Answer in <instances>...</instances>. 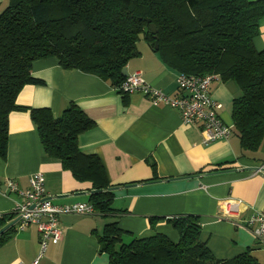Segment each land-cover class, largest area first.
Returning <instances> with one entry per match:
<instances>
[{"label": "crops", "instance_id": "obj_1", "mask_svg": "<svg viewBox=\"0 0 264 264\" xmlns=\"http://www.w3.org/2000/svg\"><path fill=\"white\" fill-rule=\"evenodd\" d=\"M8 1L0 0V11ZM253 43L264 51V18ZM138 51L126 67L128 75L140 72L168 96L182 95L180 73L145 39L138 42ZM32 74L45 84L27 85L10 115L8 154L0 156V218L10 216L8 224L18 219L14 208L19 195L9 190L8 182L27 190L36 173L44 174L47 193L57 205L91 203L95 191L90 182L76 180L60 160L46 155L32 109L50 108L59 118L77 104L95 123L79 136L80 150L98 156L111 188H118L112 191L113 211L108 214L61 216L63 237L49 244L39 264H110L100 239L112 223L123 231L126 244L154 234L179 243L181 235L170 220L180 217L199 219L201 240L216 259L232 260L249 252L264 264V246L253 232L256 225L248 223L254 213L264 211V142L256 152L242 148L233 120L234 101L242 95L237 82L219 78L213 83L212 96L222 104L221 118L233 134L229 140L205 144L200 122L185 124L179 110L155 105L138 92L122 94L96 75L63 68L57 57L36 60ZM230 205L237 211L233 215L227 214ZM9 229L12 236L0 246V264H32L41 248L37 227L22 230L17 221Z\"/></svg>", "mask_w": 264, "mask_h": 264}, {"label": "trees", "instance_id": "obj_2", "mask_svg": "<svg viewBox=\"0 0 264 264\" xmlns=\"http://www.w3.org/2000/svg\"><path fill=\"white\" fill-rule=\"evenodd\" d=\"M264 0H9L0 11V156L6 158L9 120L27 85L45 82L32 74L36 60L57 57L65 69H78L118 88L123 69L140 53L141 37L179 73L216 74L235 81L242 95L235 99L233 120L242 148L258 151L264 142V51L254 46ZM150 24L158 30L150 31ZM44 152L80 182H90L97 212L113 211L115 198L104 166L86 155L79 136L95 123L75 103L59 118L50 108L32 109ZM9 217V218H8ZM10 216L0 218V230ZM170 222L181 235L174 243L164 234L124 243L117 223L106 226L101 248L110 264H260L245 253L221 261L202 242L198 218ZM0 235V246L12 236Z\"/></svg>", "mask_w": 264, "mask_h": 264}, {"label": "built area", "instance_id": "obj_3", "mask_svg": "<svg viewBox=\"0 0 264 264\" xmlns=\"http://www.w3.org/2000/svg\"><path fill=\"white\" fill-rule=\"evenodd\" d=\"M219 78L216 74L198 76L180 73L177 83L182 95L170 97L163 90L147 83L140 72H134L126 77L117 90L125 95L138 92L149 97L155 105L164 103L179 110L185 124L200 122L204 129V143L209 144L217 140H229L233 134V127L225 124L221 118L222 104L213 98L211 92L213 83ZM45 184L43 173L31 177L27 190H20L13 181L8 182L9 190L19 195L14 208L19 228L23 230L36 226L40 234V252L32 264L40 263L50 243L58 244L62 239L61 216L93 215L96 212L91 203L54 204ZM236 212L233 205L228 207V215ZM248 223L256 225L253 232L264 246V211L254 213Z\"/></svg>", "mask_w": 264, "mask_h": 264}, {"label": "water", "instance_id": "obj_4", "mask_svg": "<svg viewBox=\"0 0 264 264\" xmlns=\"http://www.w3.org/2000/svg\"><path fill=\"white\" fill-rule=\"evenodd\" d=\"M150 31H151V33L153 35H156L157 32H158V30H157V28H156V26L154 24H150ZM158 49H159V46H158V44H156L155 50H158ZM122 74H123L124 77H127L128 76V71H127L126 68L123 69ZM116 189H118V188L113 187V188H110V191H115ZM94 192H97V191H93V193ZM17 221H18V219L15 220L14 222L8 224L7 226H5L2 230H0V234H2L4 231H6L7 229H9L11 226L15 225L17 223Z\"/></svg>", "mask_w": 264, "mask_h": 264}, {"label": "rangeland", "instance_id": "obj_5", "mask_svg": "<svg viewBox=\"0 0 264 264\" xmlns=\"http://www.w3.org/2000/svg\"><path fill=\"white\" fill-rule=\"evenodd\" d=\"M143 39H144V38H143V36H142V37H141V42H143Z\"/></svg>", "mask_w": 264, "mask_h": 264}]
</instances>
